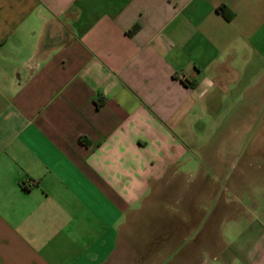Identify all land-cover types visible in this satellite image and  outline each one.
<instances>
[{"label":"crops","instance_id":"crops-1","mask_svg":"<svg viewBox=\"0 0 264 264\" xmlns=\"http://www.w3.org/2000/svg\"><path fill=\"white\" fill-rule=\"evenodd\" d=\"M262 85L264 0H0V264H264L263 151L220 234L133 228L169 191L204 204L214 112Z\"/></svg>","mask_w":264,"mask_h":264},{"label":"rangeland","instance_id":"rangeland-1","mask_svg":"<svg viewBox=\"0 0 264 264\" xmlns=\"http://www.w3.org/2000/svg\"><path fill=\"white\" fill-rule=\"evenodd\" d=\"M243 103L247 109L240 112V121L234 120V125L217 128L216 123L222 116L233 114L232 111H224L214 112L215 118L218 120L213 127L208 126V134H214V141H218L213 143V146L216 145L213 150L217 155L208 160L204 158L205 153L199 151L198 159L203 162L208 160L214 166L218 164L214 170L222 174L218 178L219 182L215 185L208 180V184H213V186L207 193H200L198 186L194 189L195 191H192L193 200H196L197 196L198 202L200 203V200L203 199L205 205L193 206V204H197L194 201L191 205V197L184 190L165 193L162 200L149 202L148 206L137 215L133 228L135 234H140L141 238L143 235L144 237L143 239L139 237L135 241H152L154 234H164L165 232L168 234L175 231L176 234L186 235L181 243L182 250L195 247L196 243L206 234H220L222 231L225 218L223 219L219 212L221 198L231 201L236 199V195L239 194L246 201L250 195L254 196L259 189V182L255 180L259 172L254 170L256 161L252 159V155L255 150L264 152V85L256 89L255 94H246ZM218 135L221 136L217 137ZM242 169L247 171V175H239V171ZM215 177L213 176V178ZM236 178L241 182L244 181V188L239 193L236 192V195L227 191L222 197L224 183L231 185ZM198 263L203 264L200 261Z\"/></svg>","mask_w":264,"mask_h":264},{"label":"trees","instance_id":"trees-1","mask_svg":"<svg viewBox=\"0 0 264 264\" xmlns=\"http://www.w3.org/2000/svg\"><path fill=\"white\" fill-rule=\"evenodd\" d=\"M219 11L226 17V19L230 20L233 17V13L229 11V9L226 8L225 6H221L219 8Z\"/></svg>","mask_w":264,"mask_h":264}]
</instances>
